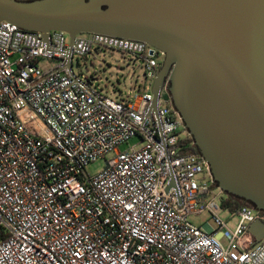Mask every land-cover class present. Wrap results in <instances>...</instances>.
Returning a JSON list of instances; mask_svg holds the SVG:
<instances>
[{
	"label": "built area",
	"instance_id": "obj_1",
	"mask_svg": "<svg viewBox=\"0 0 264 264\" xmlns=\"http://www.w3.org/2000/svg\"><path fill=\"white\" fill-rule=\"evenodd\" d=\"M59 34L47 43L0 20V264H261L249 226L263 211L244 204L220 216L226 193L198 153L183 152L190 135L167 80L155 110L151 92L96 98L69 73ZM88 34L74 36L72 56L94 42L131 50L154 80L158 49ZM98 158L103 168L89 175ZM204 211L214 226L188 221Z\"/></svg>",
	"mask_w": 264,
	"mask_h": 264
},
{
	"label": "water",
	"instance_id": "obj_2",
	"mask_svg": "<svg viewBox=\"0 0 264 264\" xmlns=\"http://www.w3.org/2000/svg\"><path fill=\"white\" fill-rule=\"evenodd\" d=\"M0 20L39 32L47 43L67 34L74 77L77 34L158 49L163 60L150 109L167 80L164 89L215 186L264 211V0H0ZM93 79L83 80L99 98ZM145 117L151 122L150 111ZM249 231L262 241L264 220Z\"/></svg>",
	"mask_w": 264,
	"mask_h": 264
},
{
	"label": "rangeland",
	"instance_id": "obj_3",
	"mask_svg": "<svg viewBox=\"0 0 264 264\" xmlns=\"http://www.w3.org/2000/svg\"><path fill=\"white\" fill-rule=\"evenodd\" d=\"M81 35L87 38L89 34L81 33ZM64 38L65 43H67L69 40L68 35L64 34ZM159 59L162 62L163 56H160ZM56 63V59L41 58L39 60L41 67H52ZM72 70L80 79L93 77L91 85L93 90L112 100H131L136 94L151 92L153 81L145 80L141 58L131 50L120 49L117 46L92 43L86 60H84V55H73ZM137 142L138 139L135 137L127 143L121 144L118 148L120 151H124ZM103 166L104 159L98 158L90 162L85 170L89 175H93L100 171ZM220 216L227 220L231 214L227 209H221ZM207 220H209L211 226H214L207 211L199 215L192 214L188 216V221L197 226L202 225ZM234 222L235 218L233 217L231 224L233 225ZM261 264H264V261Z\"/></svg>",
	"mask_w": 264,
	"mask_h": 264
},
{
	"label": "trees",
	"instance_id": "obj_4",
	"mask_svg": "<svg viewBox=\"0 0 264 264\" xmlns=\"http://www.w3.org/2000/svg\"><path fill=\"white\" fill-rule=\"evenodd\" d=\"M183 144L186 145V147L183 149V152L197 153V149L192 142L191 136L183 139ZM244 204L252 206L250 202H244L242 199L226 194V198L222 201L221 206L223 209H227L231 212H234L237 208Z\"/></svg>",
	"mask_w": 264,
	"mask_h": 264
},
{
	"label": "flooded vegetation",
	"instance_id": "obj_5",
	"mask_svg": "<svg viewBox=\"0 0 264 264\" xmlns=\"http://www.w3.org/2000/svg\"><path fill=\"white\" fill-rule=\"evenodd\" d=\"M60 37V36H59ZM63 37V35H61V38ZM261 218L264 220V211L261 213ZM263 245H264V238L262 239Z\"/></svg>",
	"mask_w": 264,
	"mask_h": 264
}]
</instances>
